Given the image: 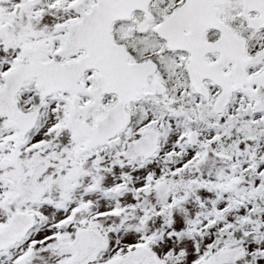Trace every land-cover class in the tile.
Masks as SVG:
<instances>
[{
  "label": "snow or ice",
  "instance_id": "1",
  "mask_svg": "<svg viewBox=\"0 0 264 264\" xmlns=\"http://www.w3.org/2000/svg\"><path fill=\"white\" fill-rule=\"evenodd\" d=\"M0 264H264V0H0Z\"/></svg>",
  "mask_w": 264,
  "mask_h": 264
}]
</instances>
